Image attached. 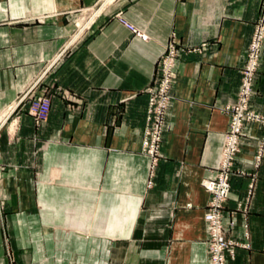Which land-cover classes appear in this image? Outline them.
I'll return each mask as SVG.
<instances>
[{"label":"crops","instance_id":"1","mask_svg":"<svg viewBox=\"0 0 264 264\" xmlns=\"http://www.w3.org/2000/svg\"><path fill=\"white\" fill-rule=\"evenodd\" d=\"M262 16L264 0H0V264H208L202 182ZM171 41L152 168L147 91ZM34 84L50 100L38 124L24 104L10 114ZM248 108L264 115V40ZM232 170L222 222L249 248L226 264H264L260 124H244Z\"/></svg>","mask_w":264,"mask_h":264},{"label":"built area","instance_id":"2","mask_svg":"<svg viewBox=\"0 0 264 264\" xmlns=\"http://www.w3.org/2000/svg\"><path fill=\"white\" fill-rule=\"evenodd\" d=\"M263 40L264 16H262L255 26L247 51L246 65L242 70L243 81L239 91V99L234 105L238 108L237 113L233 116L231 113L232 108L226 109V111L230 113V123L229 129L225 135L220 165L215 176L216 178L215 180L202 182L203 188L210 195L208 209L204 214L209 236V239H207L209 264H225V254L234 245L232 241H226L224 238L225 231L222 224L223 217L221 210L228 196L229 172L232 167L235 150H238L236 147L238 144L237 139L241 132L243 121L248 117L253 118L257 123L260 122L259 117L255 118L249 113L245 115L246 111L244 113V110L248 109V101L252 93L253 76L258 68L259 54ZM177 54L178 49L171 41L158 62V77L155 80V86L148 89L150 98L148 103V116L146 119L147 128L142 139V149L148 154L152 168L156 165L158 161L157 158L160 154V143L165 123V114L171 99L170 88ZM34 86L35 84L30 88V92ZM30 92L27 95H29ZM27 95L18 99L11 113L17 105H20ZM49 107V100L44 96H39L31 100L29 113L36 122L43 121L47 117Z\"/></svg>","mask_w":264,"mask_h":264},{"label":"rangeland","instance_id":"3","mask_svg":"<svg viewBox=\"0 0 264 264\" xmlns=\"http://www.w3.org/2000/svg\"><path fill=\"white\" fill-rule=\"evenodd\" d=\"M253 35V34H252ZM252 38V37H251ZM251 42V41H250ZM249 45H250V43H249ZM248 48H249V46H248ZM256 72H257V70H256ZM256 72H255V74H256ZM255 74H254V76H253V81H254V77H255ZM158 76H156L155 77V79H154V84H153V86H151V87H154L155 86V80H156V78H157ZM242 81H243V79H242V75H241V80H240V88H241V86H242ZM253 81H252V90H253ZM33 86V85H32ZM31 86V87H32ZM30 87V88H31ZM35 87V86H34ZM30 88L26 91V92H24L19 98H21V97H23V96H25V95H27L29 92H30ZM240 88H239V91H240ZM33 90V89H32ZM31 90V91H32ZM170 91H171V88H170ZM32 92H30V94L29 95H27L26 97H24V99H23V101L20 103V105L21 104H24L26 107H27V113L31 116V114L29 113V107H30V103H31V100L32 99H34V98H38L39 96H36V95H33V94H31ZM147 94H148V102H147V109H146V114H145V125H144V129H143V135H144V132H145V130H146V128H147V126H146V119H147V116H148V106H149V98H150V94H149V92L147 91ZM252 94V93H251ZM40 96H42V95H40ZM170 96H171V93H170ZM251 96V95H250ZM44 97H46V96H44ZM18 98V99H19ZM48 100H49V98L48 97H46ZM238 99H239V93H238V95H237V99H236V102L238 101ZM249 99H250V97H249ZM18 101V100H17ZM170 101H171V99H170ZM249 102V101H248ZM49 104H50V100H49ZM236 104V103H235ZM234 104V105H235ZM169 105V104H168ZM233 105V106H234ZM19 105H17V107H18ZM231 107L232 109V114H233V116L234 115H236V113H237V110H238V108L237 107ZM16 107V108H17ZM15 108V109H16ZM14 109V110H15ZM14 110H13V112H14ZM49 110H50V107H49ZM245 111H246V113H245ZM166 113H167V110H166ZM244 113H245V115H247L248 113L249 114H251V115H253L255 118L256 117H259L260 118V122H258V124H260L261 126H263L264 127V115H260V114H258V113H256L255 111H253V110H251V109H247V110H244ZM48 114H49V111H48ZM48 114H47V117H48ZM229 115H230V113H229ZM32 117V116H31ZM47 117L44 119V120H46L47 119ZM33 118V117H32ZM165 118H166V114H165ZM33 120L35 121V119L33 118ZM43 120V121H44ZM252 120V121H251ZM43 121H39V122H36L37 124L38 123H41V122H43ZM230 123V122H229ZM245 123H257V122H255L254 120H253V118H248L247 117V119L245 118L244 119V121H243V124H242V128H243V126H244V124ZM164 126H165V123H164ZM163 130H164V127H163ZM241 135H242V129H241V132H240V134L238 135V139H237V142H238V144H237V149L238 150H235V153H234V157H233V160H232V165H233V162H234V160H235V157H236V155L239 153V151H240V144H241ZM162 137H163V133H162ZM150 138V137H149ZM161 143H162V139H161ZM161 143H160V149H161ZM143 150V149H142ZM144 152V151H143ZM148 155V154H147ZM159 157L160 156H158V158L157 159H159ZM232 175H241V172H234L233 170H232V167H231V170H230V172H229V179H228V186H229V190H228V196H229V193H230V178H231V176ZM216 178V177H215ZM215 178L214 179H212V180H215ZM203 187V186H202ZM205 190V189H204ZM228 196H227V199H228ZM227 201V200H226ZM208 204H209V201H208V203H207V206H206V210H205V213H206V211H207V209H208ZM224 207H225V204H224V206H223V209H224ZM2 208H4V206H3V204H1L0 203V209H2ZM223 209L221 210V214H222V217H223ZM222 224H223V222H222ZM233 225V223H230V226H232ZM223 228H224V226H223ZM224 231H225V228H224ZM224 238H225V240L226 241H232L233 243H234V245L232 246V248H230L227 252H226V254H225V264H226V261H227V258H230V259H232L233 258V256H234V252H235V250H236V248H243V249H248L249 248V244L247 243V242H244V243H240V242H238V241H236V240H234V239H230V238H228V237H226V235H225V233H224ZM207 239H209V236H208V238ZM245 239H247V234H245ZM207 243V242H206ZM207 251H208V249H207ZM12 264H14V263H12ZM208 264H209V261H208Z\"/></svg>","mask_w":264,"mask_h":264},{"label":"bare ground","instance_id":"4","mask_svg":"<svg viewBox=\"0 0 264 264\" xmlns=\"http://www.w3.org/2000/svg\"><path fill=\"white\" fill-rule=\"evenodd\" d=\"M59 57V56H58ZM11 113V112H10ZM8 115V114H7ZM207 184V183H206ZM205 221V220H204Z\"/></svg>","mask_w":264,"mask_h":264}]
</instances>
